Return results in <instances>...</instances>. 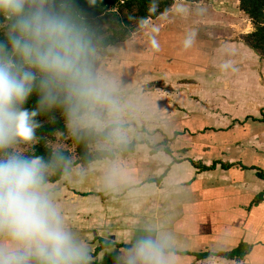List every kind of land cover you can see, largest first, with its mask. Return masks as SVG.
<instances>
[{
  "label": "crops",
  "instance_id": "crops-1",
  "mask_svg": "<svg viewBox=\"0 0 264 264\" xmlns=\"http://www.w3.org/2000/svg\"><path fill=\"white\" fill-rule=\"evenodd\" d=\"M216 1L226 14L217 12L206 23L215 25L226 17L221 25L232 26L236 38L213 43L214 38L197 36L185 47L188 32L180 23L190 15H183L178 6L177 26L118 44L114 67L128 53L141 50L135 62L138 70L125 78L115 69L119 88H128L125 100L108 109L107 116L95 113L88 125L103 130L120 124L112 148L133 140L149 145L139 143L127 157L119 154L88 167L78 165L60 181L50 183L58 204L89 250L90 264H117V255L127 248L113 246L92 254L105 243L130 246L149 228L166 235L171 250L178 252H227L245 242L251 250L236 262L264 264V179L257 175L258 170L264 172V58L240 38L254 28L237 1ZM177 34L185 39L173 42ZM144 40L147 50L137 45ZM135 89L144 91L131 93ZM190 118L197 132L203 131L201 142L168 144L172 155L163 149L152 153L150 146L171 139V130H179L175 129L178 119L193 130V125L186 124ZM118 136L122 137L119 141ZM203 137L210 143L205 144ZM194 163L215 167L201 170ZM225 164L233 166L225 168ZM113 168L120 178L109 186L105 178Z\"/></svg>",
  "mask_w": 264,
  "mask_h": 264
},
{
  "label": "clouds",
  "instance_id": "clouds-1",
  "mask_svg": "<svg viewBox=\"0 0 264 264\" xmlns=\"http://www.w3.org/2000/svg\"><path fill=\"white\" fill-rule=\"evenodd\" d=\"M95 60L74 0H0V264H90L50 186L55 160L21 146L35 141L40 113L62 106L78 125L112 102ZM33 95L37 109L29 111ZM119 178L113 168L105 182L114 186ZM171 247L149 228L117 255V264H174Z\"/></svg>",
  "mask_w": 264,
  "mask_h": 264
},
{
  "label": "trees",
  "instance_id": "trees-1",
  "mask_svg": "<svg viewBox=\"0 0 264 264\" xmlns=\"http://www.w3.org/2000/svg\"><path fill=\"white\" fill-rule=\"evenodd\" d=\"M201 0H74V8L78 13L84 26L92 35L95 48L108 49L118 44L125 43L132 39L137 27L147 26L162 15L169 13L177 3L196 4ZM239 9L249 19L255 30L245 34L242 38L246 45L255 50L264 58V0H236ZM174 28H172L173 30ZM175 33H180L174 29ZM187 37L191 36V31L187 30ZM174 35L173 42L177 41L179 35ZM183 38L184 37H180ZM176 39V40H175ZM185 39V38H184ZM180 40V39H179ZM179 40L177 42H179ZM145 43V45H143ZM146 50L148 43L144 40L138 42ZM139 46L138 48H140ZM138 51L136 53H128V57H123L114 69L120 74L125 75L124 66L130 65L131 69L137 61ZM141 53V52H140ZM182 56L184 52L180 53ZM190 56V54H187ZM180 56V55H179ZM195 61L198 58L194 57ZM137 66V64H136ZM128 67V66H127ZM129 76H125L128 78ZM25 108L29 111L37 109V97L33 95L25 104ZM38 127L36 128V139L32 143L30 149L25 153L28 155L40 156L46 160H55L54 166L49 176V183H55L72 170L79 166L88 167L97 160L110 159L114 160L117 155L127 157L133 154L139 143H147V141L120 142L116 148H94L102 142L113 143L114 131L121 127L120 124H111L103 130H97L95 127H83L71 130V125L64 107H54L48 112L40 113L36 116ZM209 130V129H206ZM182 133L175 132L174 137L165 138L160 144L150 146L152 153L163 149L166 153H173L168 144L174 138ZM64 142L58 148L54 144ZM201 169L207 170L215 166L207 167L201 163H194ZM230 168L232 164L223 165ZM257 175L264 179V172L258 170ZM162 179V178H161ZM160 180H158L159 182ZM119 246L128 248L129 245H118L114 243H105L97 247L93 256L97 255L104 248ZM131 246V245H130ZM251 246L245 242H241L238 247L227 252H178L171 250L172 254L181 256H193L197 260H203L212 256H218L226 260L242 261L250 252Z\"/></svg>",
  "mask_w": 264,
  "mask_h": 264
},
{
  "label": "rangeland",
  "instance_id": "rangeland-1",
  "mask_svg": "<svg viewBox=\"0 0 264 264\" xmlns=\"http://www.w3.org/2000/svg\"><path fill=\"white\" fill-rule=\"evenodd\" d=\"M216 1V0H215ZM214 0H201V2L197 3V4H193L190 5V3H177L175 4V6L172 8L171 12L164 18H162L161 21H158L156 23L150 24L148 26H143V27H137L136 28V32L134 34L133 38L139 39L141 36H147V35H151L153 33L156 32V34L162 30H166L168 29L170 26H174V24H176L175 26H177L178 24L175 21V17H176V9H178V6L180 7V10L182 9L181 13L185 16H189V19L187 22L184 23H180L183 28H187V30L189 31H194L195 34L192 33L193 37H211L214 38L213 43L216 42L215 39H221V40H225L227 38L229 39H233L236 38V34L233 33V27L232 26H224L221 25V22H224L226 20V17H222L220 18V20L216 23H214L215 25H209L206 22H210L209 19L211 18H215V16L217 15L216 13L219 12L221 16H223L225 13L224 8H222V6L220 7L219 5H217L215 3ZM222 1V0H221ZM217 2V1H216ZM178 17V16H177ZM211 17V18H210ZM247 19V18H246ZM203 20H207V21H203ZM227 23V22H226ZM229 24V23H227ZM253 25V24H252ZM254 28V26H253ZM245 31L247 29H244ZM255 30V28H254ZM245 34H241L240 38L243 40V36ZM218 41V40H217ZM244 41V40H243ZM133 42H130V44H132ZM119 45L118 46H114L111 48H108L107 51H105V49H98L96 48V60H95V71L97 76L102 80L105 81L107 84L110 85L111 88V103L110 104H105V105H99L96 107L97 110H99V112L96 111L95 109V113L97 114H103L105 116H107V110L109 109V111L114 108V106L119 107L120 105H122L123 101L125 100L126 94L128 93V88L124 87V88H119V86L117 85L119 83V77L114 74L115 71V60H117L118 56H119ZM121 50V49H120ZM124 51V50H123ZM262 57V56H261ZM128 66V67H127ZM124 66V73L125 76H129L131 75L134 71H137L138 67L136 68V64L133 65L132 69L130 67V65ZM156 85V83H155ZM172 89V88H171ZM136 91H131V93L134 94H142L141 92H143V89H135ZM174 91V89H172ZM136 112L133 111V114ZM115 118L118 116L117 114L114 115ZM91 117H89L88 119H90ZM114 118V117H113ZM86 120L83 123H80L78 125H71V130H76L78 128H83L84 126L90 124L89 120ZM180 120L182 119H178V122L180 124L177 125V127L175 129H179V130H171L170 133V138L174 137V131H179V132H183V134L178 135L174 138L173 141H171L169 144L170 146H174L175 144H182V142L184 144H189V145H196V143L201 142L202 137V129H200V132H197V128L195 125V120L193 118L188 119L186 124L189 125H193V130H191L189 127H183V125L181 124ZM177 121V120H176ZM192 123V124H191ZM211 125V124H210ZM209 125V126H210ZM103 125L101 124V127ZM87 127H93L88 125ZM96 127V126H95ZM98 128V125H97ZM186 130L188 132H186ZM206 130V129H205ZM210 130V129H209ZM207 131V130H206ZM173 132V133H172ZM210 134V132H205ZM183 135V136H182ZM122 137H117L115 138L116 140L119 141V139H121ZM123 138L129 139L131 138L130 136H123ZM157 138H159V136H157ZM204 139V143L208 144L210 143L209 138L207 137H203ZM188 142V143H186ZM114 143V142H113ZM32 143L28 144V145H22V149L26 152L30 149ZM63 145L64 146V142L61 143H55L54 147L58 148L59 146ZM114 144H110L109 142H102L99 143L98 145H95L94 148H105V146H107V148H112L111 146ZM116 146V145H114ZM113 146V147H114ZM118 146V145H117ZM185 151V150H184ZM184 151H182L183 153H185ZM125 250H123L122 252H124ZM119 252V253H122ZM112 256L115 257V254H113ZM174 259V264H244L243 262H236L234 260H226L223 259L221 257L218 256H212L203 260H197L195 258L193 259H179L177 257L172 256Z\"/></svg>",
  "mask_w": 264,
  "mask_h": 264
},
{
  "label": "water",
  "instance_id": "water-1",
  "mask_svg": "<svg viewBox=\"0 0 264 264\" xmlns=\"http://www.w3.org/2000/svg\"><path fill=\"white\" fill-rule=\"evenodd\" d=\"M93 43H94V41H93ZM94 46H95V44H94Z\"/></svg>",
  "mask_w": 264,
  "mask_h": 264
}]
</instances>
